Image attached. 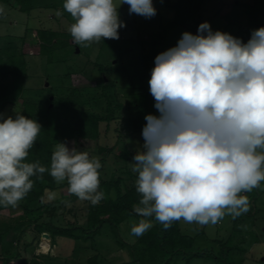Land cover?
Returning a JSON list of instances; mask_svg holds the SVG:
<instances>
[{
    "label": "clouds",
    "instance_id": "1",
    "mask_svg": "<svg viewBox=\"0 0 264 264\" xmlns=\"http://www.w3.org/2000/svg\"><path fill=\"white\" fill-rule=\"evenodd\" d=\"M146 18L156 15L153 0H64L74 19V43L88 47L119 39L125 27L118 8ZM4 9L0 7V13ZM57 15H60L58 12ZM196 35L184 32L175 47L155 57L149 91L159 116H145L144 143L132 159L137 173L134 207L143 217L131 228L142 236L155 217L165 229L174 221L216 224L249 211L251 192L264 181V27L247 43L201 23ZM0 203L15 207L34 186L30 178L49 172L70 194L98 204L99 157L57 143L50 169L25 162L42 126L16 114H0ZM55 198V193L50 194Z\"/></svg>",
    "mask_w": 264,
    "mask_h": 264
},
{
    "label": "rangeland",
    "instance_id": "2",
    "mask_svg": "<svg viewBox=\"0 0 264 264\" xmlns=\"http://www.w3.org/2000/svg\"><path fill=\"white\" fill-rule=\"evenodd\" d=\"M56 1L44 4L38 1L39 4L30 13L0 1V7L4 9L0 13V81L10 80L16 71L25 77V90L16 104L4 109V118H15L16 114H21L23 100L37 101L40 110L45 113L47 109L53 110L54 100L72 86L92 90L96 95L102 83L114 80L121 93L120 100L125 102L126 94L131 90L133 92L132 88L128 90L127 85L149 89L155 57L175 47L184 32L196 35L199 25L208 22L213 31L227 32L239 39L245 36L247 43L254 30L264 27V0H153L156 15L151 18L130 14L129 5H120L119 19L125 27L118 30L119 39L102 38L98 43L91 42L88 47L76 44L65 51L55 52L51 57L29 53L28 48L26 54H21L23 44L30 49L36 46V29L68 31L75 22L63 8L64 1ZM114 2L119 4L120 0ZM58 12L60 15H57ZM98 64L103 65L104 72L98 70ZM97 103L92 108L103 113L104 103ZM122 113L126 116L129 111L123 110ZM134 114L132 109L131 115ZM156 114L159 116L157 109ZM122 123L120 117L109 123L101 122L98 140L72 137L62 143L99 159L102 155L97 153L98 146L110 148L101 170L102 178H109L126 164L132 168L133 157L125 162L119 156L124 144L135 153L142 148L140 134L124 131ZM116 172L118 175L119 170ZM68 188L69 185L50 191L45 200H51L50 194L55 193L54 199H58L55 204L57 224L63 225L68 221L83 224L90 201L80 200L70 194ZM254 205V214L249 216L247 212L240 215L239 223H233L231 215H225L216 224L207 225L180 220L182 232L196 236L192 250H207L212 255L195 257L189 263L177 256L170 264H219L213 257L220 251L216 239L223 241L230 235V244L244 249L240 254L232 252L234 260L244 257L242 264H264V196ZM22 213L18 203L15 207L5 205L0 209V258L12 256L8 264H117L130 259L127 249L118 244L109 225L103 227L95 242L77 241L65 236L51 239L47 232L40 234L33 225L21 234L20 230L27 225L22 220ZM47 213L49 211L43 215L46 217ZM18 219L23 223H18ZM139 220L130 217L120 224L123 240L132 243L137 239L132 235L131 228ZM43 242H47L48 246L44 247Z\"/></svg>",
    "mask_w": 264,
    "mask_h": 264
},
{
    "label": "trees",
    "instance_id": "3",
    "mask_svg": "<svg viewBox=\"0 0 264 264\" xmlns=\"http://www.w3.org/2000/svg\"><path fill=\"white\" fill-rule=\"evenodd\" d=\"M5 4L17 7L20 11L30 13L37 4L45 2L57 3L56 0H0ZM39 1V2H38ZM64 1V0H63ZM56 7H59L56 5ZM37 43L33 49L22 45L21 54L37 53L38 55L51 57L55 52L65 51L68 47L75 46L73 38L68 31L54 30L51 28L36 29ZM245 36L241 38L246 42ZM98 70L104 72V67L98 64ZM10 80L0 81V114L8 105H14L25 90V77L12 73ZM131 93L126 94V101L120 100L121 94L117 90L116 81L102 83L100 91L93 95L92 90H86L83 87L72 86L61 97L54 100V108L47 109L45 113L40 110L37 101L23 100L22 115L36 120L42 129L37 137L35 145L29 150V155L25 162H39L41 166L50 169L53 147L69 138L75 137L77 140L92 139L98 140L100 136L101 122L109 123L113 119L122 118L121 128L133 133H139L141 143L144 140L142 130L146 125L145 116L156 114L155 100L150 94L149 89L132 87L127 85ZM103 102V113L95 110L92 106H97V102ZM134 109V115L131 111ZM129 111L125 116L122 112ZM110 151L107 146H98L97 153L101 154L100 163L102 167L99 171L100 187L99 191L104 193V198L96 205L91 202L88 205V212L85 223L67 222L66 224H57L55 221V204L58 199L45 200L47 194L54 189L67 186V181L56 184L49 172L43 174V179L32 177L34 181L33 188L29 193L18 202L22 207V220L27 222L26 227L20 230L21 234L33 225L40 234L47 232L51 239L57 236H65L76 239L77 241H95L96 236L102 231L105 225H109L112 235L122 248H126L130 259L117 264H170L172 260L181 256L189 263L195 257L211 256L212 253L207 250L193 251L195 242L194 235L183 233L180 228V220L174 221L167 229L155 220V217H149L155 223L142 236H139L134 242L129 243L122 239L120 235V224L130 217L144 219L136 214L134 207L138 205L141 196L136 191V179L138 174L132 171L128 165L115 170L109 178H102L101 170L105 163V156ZM136 153L131 151L125 144L120 152V157L125 162ZM119 170V174L117 175ZM249 198L248 215L254 214L253 208L257 200L264 195V181L260 182V187L254 188L251 192L241 193ZM48 202L45 203L44 202ZM5 204L0 203V209ZM52 209V210H51ZM256 209H254L255 211ZM40 211L39 213H36ZM46 211V217L43 215ZM35 216H33V215ZM28 216V217H27ZM32 216V217H31ZM241 216L233 218V223L240 221ZM19 221V222H18ZM21 219L17 220L18 223ZM232 235L226 240L216 239L219 244V254L213 255L219 264H242L244 257L237 260L233 258L234 253L242 252L244 249L236 245H231ZM12 256H2L0 264H8Z\"/></svg>",
    "mask_w": 264,
    "mask_h": 264
},
{
    "label": "bare ground",
    "instance_id": "4",
    "mask_svg": "<svg viewBox=\"0 0 264 264\" xmlns=\"http://www.w3.org/2000/svg\"><path fill=\"white\" fill-rule=\"evenodd\" d=\"M43 245H44V247H47L48 245H47V242H43Z\"/></svg>",
    "mask_w": 264,
    "mask_h": 264
},
{
    "label": "crops",
    "instance_id": "5",
    "mask_svg": "<svg viewBox=\"0 0 264 264\" xmlns=\"http://www.w3.org/2000/svg\"><path fill=\"white\" fill-rule=\"evenodd\" d=\"M263 196H264V195H263ZM263 196H262V197H263ZM97 236H98V235H97ZM97 236H96V237H97ZM137 238H138V237H137ZM95 241H96V238H95ZM95 241H94V242H95Z\"/></svg>",
    "mask_w": 264,
    "mask_h": 264
},
{
    "label": "water",
    "instance_id": "6",
    "mask_svg": "<svg viewBox=\"0 0 264 264\" xmlns=\"http://www.w3.org/2000/svg\"><path fill=\"white\" fill-rule=\"evenodd\" d=\"M45 236H48V234H45Z\"/></svg>",
    "mask_w": 264,
    "mask_h": 264
}]
</instances>
